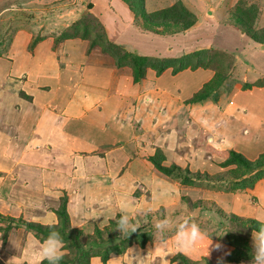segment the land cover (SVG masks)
Segmentation results:
<instances>
[{"label": "crops", "instance_id": "obj_1", "mask_svg": "<svg viewBox=\"0 0 264 264\" xmlns=\"http://www.w3.org/2000/svg\"><path fill=\"white\" fill-rule=\"evenodd\" d=\"M54 1L58 3L53 7L62 5L59 8V16L48 21L52 28H44L45 24L36 22L34 18L27 16L37 27L36 32L31 33L35 36L40 32L39 35L42 38L33 41L29 48L32 36L27 35L20 40H17L15 36L9 47L10 52L6 53V56L9 54L10 57V60L7 61L8 70L13 76L7 74L0 76V215L42 225L57 224L54 210L58 208L56 204L61 189H65L72 193L69 195L66 208L72 218L75 217L76 221L73 225H76L82 218L80 215L87 212L85 197L91 191L101 189L102 186L110 187L115 183L117 186L129 188L134 182L133 188H135L138 183L135 180L137 179L141 183L145 182L150 171H155V177H159L158 175L161 173L147 159L154 152L153 149H158L157 142L153 139V144L146 145L147 142H150V136L148 138L143 136L145 125L147 124V128L153 132L158 131V126L155 125L161 123L168 114L175 110L177 104L174 100H185L199 91L203 84L213 77V72L209 69L199 68L194 71L186 69L172 74L171 69L168 68L161 75H156L153 70L146 69L144 78L134 84L131 69L128 66L116 67L110 56L103 52L100 53L99 47L91 48L87 40L73 38L54 42L53 38L49 37V34L56 33L57 35L73 23L78 22L81 13L84 14L83 5H80L78 10L77 8L74 10L73 7L65 8L64 6H69V4L62 3L69 0H15L22 5L33 3L34 7L35 3L43 5ZM85 1L89 7L86 15L97 19L104 27L107 40L126 52L140 56L171 59L202 49L201 46L188 49L186 38H184L186 37L184 35H188L189 30L201 28L197 22L188 31L173 35H159L143 30L140 18H135L122 0ZM4 2L12 4V0H0L1 4ZM1 4L0 7L3 6ZM147 34L154 36L152 38ZM177 35H180L179 39L182 38V44L180 42L182 53L179 56L174 55L175 45L172 47L164 44L165 42L169 44L167 39L171 40L172 38L176 42ZM131 37H134L133 44L129 43ZM154 37L161 39L158 41L161 46L160 50H156V45L149 47L138 42V40L141 42L147 40L148 44H152L156 42ZM253 42L261 47V51H264L263 44ZM16 43L20 44V54L26 62L31 61L37 64L44 61L45 71L41 74L43 76L35 77L36 80L29 87L24 86L23 82L15 81V77H20L23 72L28 73L30 78L33 70L25 65V61L13 57L12 51L16 50L13 44L18 45ZM131 45H134L136 49L132 50ZM202 45L208 46L207 44ZM28 48L33 52L30 53ZM150 51L157 56L151 55ZM105 60L106 65L114 66L116 69H110L107 72L104 67ZM76 69H79L84 75H89L88 80L92 82L88 84H91V87L81 88L79 83L72 84L77 80L73 76ZM103 75H108L109 79L115 80L116 83L110 81L111 84H107L105 81L96 84L97 78ZM186 75L190 76L192 82L190 85L184 86L182 80L179 79L182 76L186 78ZM127 77H129L130 86L124 87L123 82L128 83ZM80 79L83 81V78ZM62 82L64 83L61 84ZM59 84L61 85L58 87ZM120 88H122L123 94H129L140 101L138 103L135 100L138 106L135 115L132 114V111L129 113L130 100H128L129 103L116 100L112 105L102 97V94L113 97L110 94L118 93L117 89ZM85 90H92L98 96L93 99L81 100L82 97L87 96L84 93ZM68 92L73 94L65 97ZM178 95L180 97H177ZM182 96L184 99L181 98ZM158 102L159 107L157 106ZM199 104L202 103L191 106L192 110L190 111L187 108L189 112L196 113L194 121L190 119L188 122L178 124L177 111L173 116L174 119L171 118V122H174L175 126L169 127L171 131L166 136L172 139L174 147H178L177 143L180 140L194 138L198 132L197 128L206 123L203 114L213 113L209 108L206 111V106L210 105L208 102L205 106ZM155 105L160 110L166 109V112H157L158 109ZM252 114L254 112L243 114V119L254 120ZM123 117H127L131 121L130 123H136L142 133L141 138L143 137L140 141L145 139L138 144L139 147H136L138 157L133 147H129L130 137L125 134L127 130L121 132L124 127L117 119H123ZM134 117H137L142 123L138 124L133 120ZM258 117L255 127L248 124L249 127H245L243 130L240 128L234 133V135L241 134L250 137L249 143L247 140L239 142L243 151L248 150L249 154L254 153L256 149H263L262 145L258 146L259 142H263L264 145V128H260L264 126V113L263 115L259 113ZM189 118L191 117L188 116L185 119ZM259 124L261 126L257 127ZM181 126L183 127L182 131L180 130ZM184 131L186 134L183 133ZM261 132L263 134H260ZM260 135L263 136L260 137ZM174 137L177 138V142ZM124 141L125 144H123ZM172 141L170 140V142ZM142 144H144L143 147ZM99 147L100 151H98ZM167 147L174 148L172 145ZM93 152L97 156V159L94 160L95 164L92 166L93 172L90 170L82 173V170L76 171L72 168L73 165L82 161L90 163L89 155ZM133 155L135 157L130 159ZM125 164L128 165L126 169L123 168ZM99 168L102 169V173H98ZM259 182H264V180ZM147 189L157 192L151 183ZM75 191L77 192L74 193ZM122 195L123 190H121L120 196ZM112 199L114 201V198ZM105 200L110 202L108 199ZM108 203L102 202L101 208L108 207L106 206ZM94 213L93 215L101 214L97 211ZM4 223L11 227L7 231L5 240L1 238L2 231L0 230V264H40L43 260L39 255L42 242L31 232L26 231L23 226L15 227L16 223L0 220L1 228L5 227ZM223 249L226 248H217L212 252H215L218 257L219 252ZM140 252L147 253L145 250L135 249L132 256H129L127 250L122 255L109 258L105 263L99 257H92L88 264H139L133 255H140ZM185 255L190 261L198 256L192 255L194 257H191L188 253ZM147 256L146 254L142 260Z\"/></svg>", "mask_w": 264, "mask_h": 264}, {"label": "rangeland", "instance_id": "obj_2", "mask_svg": "<svg viewBox=\"0 0 264 264\" xmlns=\"http://www.w3.org/2000/svg\"><path fill=\"white\" fill-rule=\"evenodd\" d=\"M143 1L144 11L148 14L172 6L176 2H180L186 11L191 12L196 17L197 25H201V28L189 30L188 35H184L186 37L183 36L186 38L187 48H197L199 46H201L202 49L210 48L211 52L207 54V61L205 60L209 68L203 69H209L213 74L216 70V72L224 75L225 79L220 87H218L216 93L212 94L204 101H190L198 91L185 100H174L177 104L175 110L168 114L161 123L155 125L158 126V131L153 132L147 128V124L145 125L143 136L146 138L150 136V142H147L146 145L150 146L155 140L158 147V149H153L154 152L147 159L150 157L161 158V165L166 167L172 165L177 166L179 170L173 173L175 175L165 176L159 174V177L156 178V172L150 171L145 182L142 180L143 183H141L137 181V179L135 180V182H138L135 188H133L135 184L132 182L133 185L129 188L117 186L115 183L110 187L102 186L101 189L93 190L90 194H87L86 197L84 195L87 212L86 214L84 213V215L82 213L83 216L80 215L82 218L78 220V224L73 225L76 219L75 217L72 218V215L69 214L66 208L69 227L83 232L80 236V240L83 242V246H85V243L90 239L88 236L93 234L94 227L103 229L108 225L109 221H115L110 217L113 215H120L121 211L124 210L139 224V228L135 232L130 233L128 237L131 238L141 233H145L149 236L148 241L143 247L138 246L137 239L133 238L135 242L127 248L130 254L129 256H132L135 249L139 251L145 250L147 252H140V255H133L139 264L140 262L141 264H151V261L152 264H182V261L176 259V256L178 254L186 256L185 254L187 253L191 255V257H196L198 255L196 259L190 261L189 264H217L218 258H222L223 264H226L225 257L229 255L232 249L234 250V247L229 248V246L226 245L225 239L228 234H236V237L241 235L247 245V247L241 251L250 257V259L243 260L239 263L231 262L228 264H251L252 232L249 230V220L252 219L259 223H264V182H259L264 180V166L258 169H245L243 166L237 167L236 165L222 166V163L226 161L231 150L240 153L250 162L256 161L264 153L263 142H259L260 144H258V146L262 145L261 148L263 149H256L254 153L251 154H249L248 150L243 151L239 142L248 141L250 137L242 136L241 134L234 135L235 130H240V128L243 130L245 127H255L257 123L256 118H259V113L261 115L264 113V51H261V47L252 41V38H250L251 36H249L250 33L248 32V28L257 33L264 29V0ZM56 3L58 2L54 1L43 5L35 3V7L33 3H25L22 5L15 2V0H12V4H10V2L0 3L3 5L0 7V76L6 74L8 76H13L8 70L9 65L7 61L10 60V57L9 54L6 56V53L10 52L9 47L11 43H13V38H15V36L17 40L27 35L32 36L29 48H31L33 41L42 38L39 35L40 32L35 36L31 33H35L37 27L27 16L34 18L36 22L45 24L46 27L44 25V28H52L48 21L50 22V20H54V18L59 16V8H61L62 5L60 4L58 7H53ZM62 3L69 4V6H64L65 8L73 7L74 10L76 8L78 10V8L81 7L80 5H83L85 16L82 12L79 16V22L92 28V30L90 29L89 37L100 34L99 39L102 41L106 39L104 35L105 30L101 23L97 19L86 15L89 7L85 0H69ZM71 3H73V5H71ZM60 33L57 35L54 33L52 34L53 36L49 34V37H52L54 42H57L56 38ZM92 33H95V35H92ZM147 36L153 38L154 35L151 36L147 34ZM176 38V42L174 38H172L171 40L167 39L170 42L169 44L166 42L164 44L165 46L171 45L172 47L175 45L176 51L174 55L179 56L182 53V38L179 39L180 35H177ZM154 39L156 42L152 44H148L149 42L147 40H145V42L138 40V42L146 44L149 47L156 45V50H160L161 46L158 41H161V39L157 37H154ZM130 40L129 43L133 44L134 37H131ZM202 44H207L208 46L204 47ZM13 46L16 48L15 51H12L13 57L25 61L20 54V44H13ZM131 49L135 50L136 48L134 45H131ZM29 51L30 53L33 52L31 49H29ZM98 51L100 53L102 52L100 49ZM96 53L98 54L97 51ZM150 53H152L151 55L153 56H157L152 51H150ZM209 60L210 62H208ZM43 64L44 61L37 64L31 61H25V65L33 69L31 71L32 75L29 78L28 73L23 72L20 77H15V81L23 82L24 86L29 87L32 85L33 81L36 80L35 77H38L45 71ZM104 67L107 72L110 69H116L114 66L106 65V60ZM42 76L43 75H41V77ZM73 76L77 80L73 81L72 84L79 83L81 88L92 86L88 84L92 82L88 80L89 75H84L79 69L74 70ZM80 78H83V81ZM182 78L183 76L180 77L179 80H182L184 86L191 84L192 81H190V76L186 75L187 79ZM127 79L128 83L123 82L124 87L130 86L129 77H127ZM105 81H107V84H111L110 81L115 82V80H110L108 75H103L97 78L96 84ZM63 83L64 82L61 84ZM61 84H59L58 87ZM245 84L249 85V88L244 89L243 87ZM255 87L263 89L256 88L253 90ZM246 90H248L247 93H245ZM121 91L122 88L117 89L118 93L112 92L110 95L113 97L107 94H102V97L108 100L112 105L116 100L125 101L127 103H129L128 100H130L131 105L128 108L129 113L132 111V114L135 115L138 108L135 102L136 99L129 94H123ZM70 92H68L65 97H69L73 94ZM84 93H86L87 96L82 97L81 100L87 98L93 99L98 96L92 90H85ZM177 97H180V95ZM181 98L184 99L183 96ZM136 101L140 103V101ZM206 102L210 104L206 106V111L207 108H209L212 109L213 112L203 114L206 123L201 124L200 127L197 128L198 132L194 138L180 140L179 143H177L178 147H174L172 139L170 137L168 138L166 134L171 131L169 129L170 126H175V123L171 122V118L174 119L173 116H175V112L177 111L178 118H176V120L178 124H180V122H188L190 119L194 121L196 113L189 112L192 110L190 109L192 108L191 106H195L197 103H202L199 105L205 106ZM174 105L175 103L173 106ZM157 106L159 107V102ZM157 106L156 108L158 109ZM187 108H189V111ZM193 109L195 108L193 107ZM221 110H223V113H221ZM161 111L166 112V109L157 110L159 113ZM247 112H254L251 116L255 119L252 121L244 120L243 114ZM129 113H126V115H129ZM188 116L191 118L185 119ZM134 118L133 120L138 124L142 123L137 117ZM117 121L124 127L121 132L127 130L125 134L130 137L129 147H133L137 152L136 147H139L138 144L145 140L143 139L140 141L143 137L141 138L142 133L137 127V124L134 122L130 123L131 121L127 119V117H123V119L119 118ZM248 124L249 126H247ZM260 126L261 124L257 127ZM260 128L263 129L264 126ZM172 130H174V128H172ZM180 130H183L182 126ZM183 133L186 134L185 131ZM260 134L263 133L261 132ZM261 136L263 135H260V137ZM174 139L177 142V138L174 137ZM170 140L172 142H170ZM123 144H125V141ZM143 145L144 144H142V147ZM171 145L174 148L171 149L167 147ZM98 151H100V147ZM89 156L91 157L90 163L82 161L81 163L73 165L72 168L76 171L82 170V173L92 170V166L95 164L94 160L97 159V156L94 152ZM136 156L138 157V152ZM133 157L135 156H131L130 159ZM127 167L128 165L125 164L123 168L126 169ZM91 172H93V170ZM98 173H102L101 168H99ZM146 181L148 182L147 184ZM150 183L157 192L152 189H147ZM121 190H123L122 196H120ZM76 192L77 191L74 193ZM70 194L72 195L68 190L61 189L56 205L59 206L62 199L68 201ZM111 197L114 198V201ZM76 198H79V196H76ZM105 199L110 200V202L108 203ZM160 201L162 202L160 203ZM102 202L108 203L106 205L108 207L101 208ZM95 211L101 214L93 215ZM186 216L199 224L201 229L207 233L202 240L198 241L193 247L184 250L177 248L173 230L167 233L166 243L161 244L156 240L154 237L155 230L153 228L154 218L163 219L168 217L170 220L175 221L177 218L183 219ZM4 225L7 226L6 223H4ZM18 226L19 225H16L15 227ZM223 232L225 233L222 236H217ZM3 233L4 231H2L1 238H3ZM121 237L125 238L123 236ZM218 244L220 245L219 248L226 249L220 251L217 257V254L212 251L217 249L216 245ZM69 252L73 254L74 249L70 247L66 250L62 249V256L64 255L66 257ZM146 254L148 255L147 258L142 260Z\"/></svg>", "mask_w": 264, "mask_h": 264}, {"label": "trees", "instance_id": "obj_3", "mask_svg": "<svg viewBox=\"0 0 264 264\" xmlns=\"http://www.w3.org/2000/svg\"><path fill=\"white\" fill-rule=\"evenodd\" d=\"M122 1L127 5L128 9L133 13L135 18H140L142 29L155 34L173 35L182 33L188 31L197 22L196 17L191 12L186 11L180 2H176L172 6L148 14L144 11L143 0ZM90 29L92 30L90 26L83 25L78 21L73 23L69 28H66V30L62 31L56 40L57 42L73 38L88 40L91 48L99 47L104 54L110 56L116 67L128 66L131 69L132 81L134 84L139 83L141 79L144 78L146 69H151L156 75H161V73L168 68L171 69L172 74H176L186 69L194 71L199 68H209V65H207L205 60L207 61V54L211 52L210 48L200 49L181 57L171 59L140 56L126 52L118 45L108 41L105 33L104 35L106 39L103 41L99 39L100 34L95 35V33H92V35L95 36L89 37ZM248 32L250 33L249 36H251L250 38H252L253 41L258 44H264V29L257 33L248 28ZM208 62H210V60ZM224 77V75L216 72L215 70L213 77L207 83L203 84L201 87L202 89L195 93L190 101L200 102L208 99L212 94L216 93L218 87H220L223 83V80L225 79ZM243 88H249V85L245 84ZM148 161L158 172L165 176L175 175L173 173L179 170V168L175 165L170 167L161 165V158L150 157ZM229 165H236L237 167L243 166L245 169L261 168L264 166V153L256 161L250 162L240 153L231 150L226 161L222 163V166ZM66 203V199H62L58 208L54 210L57 217V224L54 225H41L34 222H25L20 219L15 220L14 218L3 217L1 215L0 220L23 226L25 230L32 232V234L41 242L47 237L52 229L59 231L64 240L63 249L66 250L69 247L74 249L73 254H70L69 252L66 257L64 255L62 256L60 264H88L92 257H99L101 261L105 263L112 256H118L125 253L127 248L135 242L133 238L137 239V245L140 247H143L148 241L149 236L145 233H141L131 238H122L119 231L116 229L115 221H109L108 225L103 229L94 227L93 234L88 236L90 239L85 243V246H83V242L80 240V236L83 232L69 227ZM118 216L119 215H117V217ZM259 224L260 223L256 220L250 219L249 230L253 232ZM10 227V225H7L0 228L1 231H4L3 240L6 239L7 231ZM235 235L228 234L225 239L227 243L226 245L229 246V248L234 247V250L232 249L229 255L225 257L227 262L226 264L231 262L239 263L243 260L245 261L250 259L248 255L241 251L247 247L245 240L241 237V235H238L237 237ZM176 257V259L182 261V264L190 263V260L183 254H178ZM40 264H48V262L43 259Z\"/></svg>", "mask_w": 264, "mask_h": 264}, {"label": "clouds", "instance_id": "obj_4", "mask_svg": "<svg viewBox=\"0 0 264 264\" xmlns=\"http://www.w3.org/2000/svg\"><path fill=\"white\" fill-rule=\"evenodd\" d=\"M110 218L115 220L116 229L119 231L120 235L125 238L139 228V224L124 210L121 211L118 217L113 215ZM153 228L155 230L154 237L161 244L166 243L167 233L173 230L176 246L180 250L193 247L207 235L199 224L192 221L191 218L187 216L183 219L177 218L175 221L170 220L168 217L163 219L154 218ZM224 233L225 232L215 235L222 236ZM63 245L64 240L61 233L52 229L42 241L39 248V255L46 260L48 264H60ZM216 247L219 248L220 245L218 244ZM251 255V264H264V223H260L252 232ZM217 264H223V259L218 258Z\"/></svg>", "mask_w": 264, "mask_h": 264}]
</instances>
